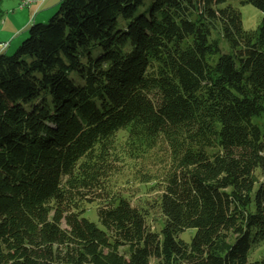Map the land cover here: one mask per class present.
Returning a JSON list of instances; mask_svg holds the SVG:
<instances>
[{
    "label": "trees",
    "instance_id": "16d2710c",
    "mask_svg": "<svg viewBox=\"0 0 264 264\" xmlns=\"http://www.w3.org/2000/svg\"><path fill=\"white\" fill-rule=\"evenodd\" d=\"M226 1L60 0L0 52V264H264V0L253 29ZM124 125L172 149L158 230L85 215Z\"/></svg>",
    "mask_w": 264,
    "mask_h": 264
},
{
    "label": "rangeland",
    "instance_id": "374dc122",
    "mask_svg": "<svg viewBox=\"0 0 264 264\" xmlns=\"http://www.w3.org/2000/svg\"><path fill=\"white\" fill-rule=\"evenodd\" d=\"M60 0H35L29 6L20 7L22 0L0 1V44L7 41L5 52L12 53L27 37L28 29L33 22L47 21L57 10ZM238 8L242 15L243 26L253 29L258 24L261 12L249 2L243 0H227L224 6ZM223 51L228 45L222 40ZM3 45V44H2ZM264 132V116L255 117ZM135 140V143L127 142ZM142 137L130 134V126L124 125L111 134L108 141V151L103 162L96 163L102 187L97 190L94 201H84L85 215L98 222L95 206L104 202V195L118 199L126 197L133 205L144 207L148 213L147 224L158 230L163 222V214L157 205V199L162 193L169 173L173 169L171 146L164 134H158L156 139L144 143ZM96 149V147H95ZM87 195V194H86ZM85 195V196H86ZM103 195V196H100ZM87 198H92L90 194ZM86 198V197H85ZM64 225V222L62 221ZM194 229H188L180 236L189 240ZM264 252V242L255 246L249 260L261 257Z\"/></svg>",
    "mask_w": 264,
    "mask_h": 264
},
{
    "label": "built area",
    "instance_id": "2783aa9c",
    "mask_svg": "<svg viewBox=\"0 0 264 264\" xmlns=\"http://www.w3.org/2000/svg\"><path fill=\"white\" fill-rule=\"evenodd\" d=\"M35 0H25L24 2H22L21 4H20V7H22V6H25V5H27V6H29L32 2H34ZM7 46V42H5V43H3V47H6Z\"/></svg>",
    "mask_w": 264,
    "mask_h": 264
},
{
    "label": "crops",
    "instance_id": "0c3cea01",
    "mask_svg": "<svg viewBox=\"0 0 264 264\" xmlns=\"http://www.w3.org/2000/svg\"><path fill=\"white\" fill-rule=\"evenodd\" d=\"M5 42H7V41H3V43H5ZM3 43L0 44V52H1V51H4V48H5V47H3V45H2ZM7 43H8V42H7ZM8 45H9V43H8ZM8 45H7V46H8Z\"/></svg>",
    "mask_w": 264,
    "mask_h": 264
},
{
    "label": "bare ground",
    "instance_id": "6f19581e",
    "mask_svg": "<svg viewBox=\"0 0 264 264\" xmlns=\"http://www.w3.org/2000/svg\"><path fill=\"white\" fill-rule=\"evenodd\" d=\"M25 0H22V2H24Z\"/></svg>",
    "mask_w": 264,
    "mask_h": 264
}]
</instances>
